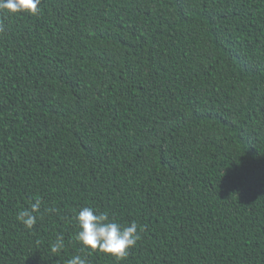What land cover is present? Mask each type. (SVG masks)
<instances>
[{
  "label": "trees",
  "instance_id": "obj_1",
  "mask_svg": "<svg viewBox=\"0 0 264 264\" xmlns=\"http://www.w3.org/2000/svg\"><path fill=\"white\" fill-rule=\"evenodd\" d=\"M39 8L0 11V264H264V0ZM85 206L137 223L125 259Z\"/></svg>",
  "mask_w": 264,
  "mask_h": 264
},
{
  "label": "clouds",
  "instance_id": "obj_2",
  "mask_svg": "<svg viewBox=\"0 0 264 264\" xmlns=\"http://www.w3.org/2000/svg\"><path fill=\"white\" fill-rule=\"evenodd\" d=\"M41 2L42 0H0V11L9 14L38 15ZM4 31L5 25L0 22V33ZM40 208L41 201L36 199L29 209L18 212V221L26 229L31 230L37 222ZM76 220L79 231L75 233L74 239L83 246L82 250H99L110 254L117 260H123L128 256L129 249L134 247L140 239L136 222L133 221L129 226L122 228L116 222L110 221L106 212L96 213L91 207H82L76 215ZM64 247V236L60 233L56 236L50 251L57 253ZM67 264H88V261L81 255H74L67 260Z\"/></svg>",
  "mask_w": 264,
  "mask_h": 264
}]
</instances>
